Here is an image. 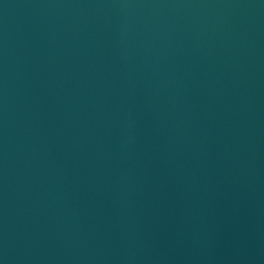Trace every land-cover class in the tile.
<instances>
[{
    "label": "water",
    "instance_id": "obj_1",
    "mask_svg": "<svg viewBox=\"0 0 264 264\" xmlns=\"http://www.w3.org/2000/svg\"><path fill=\"white\" fill-rule=\"evenodd\" d=\"M0 264H264V0H0Z\"/></svg>",
    "mask_w": 264,
    "mask_h": 264
}]
</instances>
